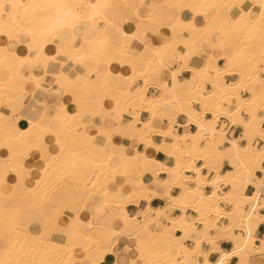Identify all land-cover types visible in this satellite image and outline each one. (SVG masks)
Listing matches in <instances>:
<instances>
[{
	"label": "snow or ice",
	"instance_id": "obj_1",
	"mask_svg": "<svg viewBox=\"0 0 264 264\" xmlns=\"http://www.w3.org/2000/svg\"><path fill=\"white\" fill-rule=\"evenodd\" d=\"M121 8L133 12L125 17ZM144 8L151 11H141ZM126 20L135 22V32L123 29ZM162 29H169L171 35L162 34ZM152 36H161L163 42L157 46ZM0 38H6L0 40V65L6 70L0 86V149L6 150L0 154L5 201L0 216V264H252L244 252L246 242L244 247L234 243L231 252L219 242L235 241L237 224L247 227V238H252L250 222L256 207L253 205L251 213L242 207L249 199L242 189L254 184L264 195V0L251 4L247 0H173L140 5H117L111 0H0ZM48 44L56 45L55 55L46 54ZM17 45L25 46L27 55H18ZM149 52V66L156 65L153 75L143 68ZM194 57L200 58L202 67L192 65ZM113 62L127 65L131 75H114ZM38 67L43 68V76L35 74ZM186 71L190 78L180 76ZM50 74L59 85L54 93L44 87ZM152 85L159 90L149 99ZM40 92L49 95L41 99ZM63 94L71 96L74 108L65 107ZM28 95L38 107L24 103ZM26 109L34 114L25 115ZM125 110L130 118L127 123ZM141 111L151 114L143 128L139 127ZM165 114L172 125L180 114L187 115L188 124L197 125L191 145L195 153L171 151L166 143H153L152 133L168 137L174 131L172 127L160 131L155 126L156 117ZM221 117L243 127L239 140L225 143L223 130L217 138ZM21 120H27L26 128L18 126ZM117 135L131 139L133 149L139 139L145 148L175 156V166L150 162L138 151L132 156L123 146L117 152L113 143ZM49 136L55 137L58 149L51 147ZM34 152L43 162L37 189L44 185L50 193L46 196L26 183L30 169L25 160ZM198 160L201 166L196 165ZM149 163L169 173V180L153 182L155 190L136 179ZM225 166L232 169L227 174L222 171ZM121 167L134 185L132 191L123 185L118 191L103 185L99 189L106 201L102 215H111V222L99 223L94 214L92 220L82 223L77 194L81 198L95 195L99 182L106 179L104 173L115 175ZM188 167L197 174L194 190L180 182L181 178L191 179L183 177ZM204 169L215 171V178L202 176ZM9 174L15 175V184H8ZM209 181L214 189L211 196L202 191ZM221 184L231 186L225 189L226 196L219 192ZM173 186L180 189L179 195L172 191ZM18 190L32 195L11 205ZM161 191L168 203L154 216L151 208L140 213L143 220L125 211L128 203L145 200L151 204ZM220 198L235 205L233 211L223 210L228 218L224 227L219 220L207 218L209 210L221 215V209L213 208ZM259 198L250 197L253 202ZM189 208L198 215L189 218ZM73 211L77 213L74 217ZM65 216L68 218L62 219ZM213 228L215 236L211 235ZM77 249L86 255L78 259ZM259 250L264 253V241ZM52 251L58 254L55 260L49 257ZM94 252L100 255L94 256ZM59 253L72 255L65 261ZM105 254H109L107 260Z\"/></svg>",
	"mask_w": 264,
	"mask_h": 264
},
{
	"label": "crops",
	"instance_id": "obj_2",
	"mask_svg": "<svg viewBox=\"0 0 264 264\" xmlns=\"http://www.w3.org/2000/svg\"><path fill=\"white\" fill-rule=\"evenodd\" d=\"M170 2H173V0H167V3H170ZM183 2H187V0H183ZM191 2H198V0H191ZM127 4H132V5H140V4H162V0H128L126 2ZM165 3V4H167ZM247 3L251 4L249 1H247ZM115 4L117 5H123L124 3L122 2H116ZM132 9H128L125 10L123 8L119 9L120 12H122L125 17L128 15H131L133 10L131 11ZM151 11L150 9H147V8H144V9H141V11ZM136 24L135 22L133 21H128L126 20L125 23H123L122 27L127 30L128 32H135L136 31ZM162 34L163 33H166L167 35L170 36V32H169V29H162L161 30ZM152 39L156 41V45L158 46L159 44H161L163 42L162 40V37L161 36H152ZM23 45H18L17 46V49L16 51L19 53V54H24V50L22 48ZM182 47V45H181ZM56 49V45L55 44H52L50 47L47 48L46 52L47 54L49 55H53L54 53H56L55 51ZM140 51L143 52V48L141 47L140 48ZM55 55V54H54ZM193 66H195L196 64H200V66L203 65L202 61H200V58L199 57H194L193 58V61L191 62ZM116 64V65H115ZM119 65V63H116L114 62L113 63V66H111V68L114 70V75H119V76H122L124 75L125 73H127L128 75H131V70L130 68L125 65L124 67H122ZM175 70V68L173 69ZM56 71L58 72L59 69L58 67L56 66ZM35 74L38 75V76H43L44 74L42 73V68L41 67H38L36 68L35 70ZM181 77H185L187 76L188 78H190L191 76V73L189 72H182L180 73ZM168 78L170 79L171 78V74L168 73ZM181 83L183 82V80L180 81ZM229 83H231V79H229L228 81ZM139 83L142 85L143 82L142 80L139 81ZM51 85V86H50ZM49 86V87H48ZM44 87L46 88H49L51 89L52 91L54 90H57V87H56V84H55V79L52 75H48V77H46V83L44 84ZM133 90H135V88H133ZM159 89L155 86V85H152L149 87V90H148V95L149 96H152L153 93H156ZM41 94V95H40ZM49 93H46V92H40L38 93V97L39 98H44L46 96H48ZM70 99V100H69ZM61 101L62 103H65V105L68 107V108H74L75 105L72 103V98L70 95H67V94H63L61 96ZM24 103H27L28 105H33L35 107H38L39 105H34L33 104V98L31 97V95H28L25 100H24ZM107 103H110L113 105L112 101H108ZM28 114H34V113H31L30 112V109H26L25 110V115H28ZM124 116L126 117V120H125V123H127V119H130L129 117H127V113H124ZM140 116L143 118V121H146L148 118H149V114L147 112H144V111H141L140 112ZM207 119H211V115H209L207 117ZM26 120H21V126L24 125V122ZM155 123V126L158 128V129H165L169 123H168V119L166 117H161L160 120H157L154 121ZM158 125V126H157ZM185 125H187V130L185 128ZM166 126V127H165ZM224 126V132H225V137H226V140H225V143H228L229 141H231L233 138L239 140V137H240V134L241 132L243 131V127L241 125H232L230 123V121L227 120V118L225 117H221L219 122H218V125H217V128L218 129H221V127ZM140 127V126H139ZM174 129L177 131V133L179 135H182V134H187V133H191V132H195L196 131V126L192 123V124H188V119L185 115H179L176 119V124L174 125ZM81 131H83V129H81ZM90 134H93L92 132H90ZM152 140H153V143L154 144H162V143H166L168 147L171 146V141L167 138V137H164L162 135H159L158 132H155V133H152ZM47 141L51 144V147L53 149H57V146L54 145V138L52 136H49L46 138ZM113 143L116 145V151L118 152L121 148V146H123L125 149H128L129 153L132 155V156H135L137 151L141 154V156L143 157H146L148 161H156L158 162L159 164H163L164 166L166 167H172L174 165V159L169 157L164 151H157L155 147H147L145 148L144 144L139 141L138 139L135 141V144H136V148L133 149L132 145H133V141L131 139H126L124 137H121V136H114L113 137ZM231 145L229 144V147ZM2 153H6V150L5 149H0V154ZM1 158L0 159H3V155H0ZM118 159V158H117ZM43 162L40 160V157H39V154L38 153H32L29 155V157H27V159L25 160V165L27 166L28 169H30V171L28 172L27 176H26V183L28 186H32L35 182V180L37 179V177L39 176V169L41 168ZM196 165L197 166H201L202 165V161L198 160L196 161ZM134 166V165H133ZM150 167V170H152L153 168V165L150 164L149 165ZM147 167V169L149 168ZM141 169L143 170V165H141ZM231 167L230 166H225L222 171L227 174L228 171H231ZM186 176H193L194 174L191 172H186L185 173ZM202 176L204 177H208V176H211L212 178L214 177L215 173L214 171L212 173H209L206 169H204L201 173ZM29 178V179H28ZM141 179V181L145 184V185H151L153 190H155V184L153 183L154 181L156 180H159L161 183H163V181L165 180H169V173L166 172V171H154V172H146V171H143V175L141 176H138L136 179ZM210 182V181H209ZM208 182V183H209ZM115 185L118 186L119 188L121 187V185H123L125 188L128 189V191H132L134 185L129 183L128 180H127V177L126 175L123 177L121 175H118L116 181H115ZM189 187L191 188H195V183L193 182H190L189 184ZM252 185H248L246 187V190L244 192V194L246 196H250L251 193H252V188H251ZM230 189L229 186L225 185V184H221L220 185V189H219V192L220 193H226L225 192V189ZM115 189V188H114ZM172 191L176 193V195H179L180 193V189L176 186H173L172 188ZM202 191L204 193H206L207 195H209V193L211 194L212 193V187L209 186L208 184H204L202 186ZM219 194V193H218ZM103 197H101L100 195H95L93 197H87L86 195H84L82 198L80 197V194H77V200L76 202L79 204V212H78V215L79 217L81 218V220L84 222V223H87V221L89 220H92L93 219V216L95 214V216H97L99 219H98V222L99 223H110L111 222V215H109L108 217H104L102 214L104 212V209L103 208ZM168 203L166 197H164L163 195V192L161 191L160 194H158L157 196L153 197L152 199V202L151 204H149L147 201L145 200H141L138 202V204H135V203H132V204H127L126 207H125V210L126 212L131 215V216H138L139 215V218L142 220L143 219V216L140 215V213L144 212L145 210L151 208L152 209V215L154 216L155 215V211L157 209H161L163 207L166 206V204ZM222 208L223 209H227L228 211H230L231 209V206L229 204H227L226 202H221L220 203ZM100 208L101 210L98 211L97 209ZM262 210H258L259 211V216H264V208H261ZM109 213L111 214V209H108ZM174 214L175 215H179L178 211L177 210H173ZM71 215L74 217V215L76 216L77 213L75 211L71 212ZM186 215L189 216V218H192L196 215H198L197 213H195L194 210L192 209H188L187 212H186ZM68 217L65 216V217H62V219H67ZM87 218V219H85ZM228 218H221L219 221L221 222V226L224 227L226 226L224 224V221L227 220ZM251 227H252V238L250 239V241H252L253 245H255L256 248H260V242L261 241H264V221L263 222H260V219L258 218H252L251 220ZM199 227L202 229V225L199 224ZM243 232V235H244V231H242V229L238 228V227H235V230H234V235H238ZM211 235L215 236L217 235V232L216 230H212L211 231ZM121 243H123V240L121 241ZM187 243L191 244L192 241L189 240L187 241ZM220 247L222 249H224L225 251L227 252H231L232 251V247L234 246L233 242L231 240H221L220 242ZM208 245L205 244V247H207ZM254 247V248H255ZM213 255H216L215 253H213ZM78 256H82V254H78ZM219 257L217 256V259ZM108 259V257H106V260ZM202 259V257H201ZM231 259H238V258H231ZM249 259H251L252 261V264H261L262 261H264V253H261V254H256V253H252L250 254L249 256Z\"/></svg>",
	"mask_w": 264,
	"mask_h": 264
},
{
	"label": "bare ground",
	"instance_id": "obj_3",
	"mask_svg": "<svg viewBox=\"0 0 264 264\" xmlns=\"http://www.w3.org/2000/svg\"><path fill=\"white\" fill-rule=\"evenodd\" d=\"M128 0H111V2L112 3H116V2H122V3H126ZM132 1V0H131ZM247 1H249L250 3H252V0H247ZM23 2L24 3H32V2H36V0H23ZM80 2H85V0H80ZM162 4H165V3H167V0H162ZM209 2H219V0H209ZM225 2H231V0H225ZM186 3H191V0H187V2ZM133 4V3H132ZM128 11V10H127ZM132 11V10H131ZM143 12H145V13H147L148 11H146V10H144ZM128 16V15H127ZM126 16V17H127ZM136 27V26H135ZM124 29V28H123ZM125 30V29H124ZM126 32H128L127 30H125ZM169 32H170V35H171V31L169 30ZM131 32H129V34H130ZM3 39H6V38H0V40H3ZM52 44H48L47 46H46V48H45V52H46V50H47V48L48 47H50ZM18 46V45H17ZM22 48H23V50H24V54L23 55H27V48L25 47V46H22ZM55 51H56V49H55ZM17 54L19 55V53L17 52ZM46 54H47V52H46ZM55 54V53H54ZM53 54V55H54ZM47 55H49V54H47ZM148 59H152V53L151 52H149V53H147L146 54V58H144V61H143V68L144 69H146V70H148L149 71V75H153V72H152V69H154L155 67H156V65L153 63L152 65H151V67L149 66V64H148ZM114 63V62H113ZM116 65V64H115ZM119 65L120 66H122V67H124L125 65H122V64H120L119 63ZM111 66H113V64L111 65ZM203 66V65H202ZM201 66V67H202ZM58 67V66H57ZM121 67V68H122ZM42 68V67H41ZM59 69V68H58ZM36 70V69H35ZM5 67L4 66H2V65H0V86H2L3 85V83H4V81H5V79H6V75H5ZM42 73L44 74V70H43V68H42ZM118 74V73H117ZM116 74V75H117ZM51 75V74H50ZM181 75V74H180ZM53 76V75H52ZM48 77V76H47ZM54 77V76H53ZM55 79V78H54ZM142 82H143V80H142ZM183 83V82H182ZM143 85V84H142ZM51 86V85H50ZM49 87V86H48ZM56 87H57V89H58V87H59V85H57L56 84ZM52 89V88H51ZM56 90H54V91H52L53 93L55 92ZM132 91H133V93H135V91H136V89L135 90H133L132 89ZM41 95V94H40ZM32 97V96H31ZM152 98V96H149V99H151ZM70 100V99H69ZM112 103H113V106H115L114 105V102L112 101ZM138 103V102H137ZM227 102L225 101L224 102V107H225V104H226ZM27 104V103H26ZM64 105H65V103H64ZM65 107L66 108H68L66 105H65ZM125 108H127V106H125ZM144 112H147V111H144ZM124 113H127V110H125L124 111ZM148 114H149V117H150V113L149 112H147ZM180 115H185V114H180ZM186 117H187V115H185ZM164 117H166L167 119H168V117H167V115L165 114L164 115ZM226 118V117H225ZM156 119L157 120H160L161 119V116H157L156 117ZM156 119H155V121H156ZM187 119H188V117H187ZM147 121V120H146ZM146 121H142L141 122V124L139 125L140 126V128H143L144 127V122H146ZM219 122V121H218ZM218 122H217V125H218ZM21 121H19V124H18V126L19 127H21L22 129L23 128H26L27 127V120L24 122V125L23 126H21ZM231 123V122H230ZM175 124H176V122H175ZM174 124V125H175ZM195 126H196V131L195 132H191V133H187V134H182V135H179L178 133H177V131L174 129V125H172V124H170V122H169V125L165 128V129H159L160 131H164V132H167L168 130H169V127H172L173 129H174V131H173V133H172V135L171 136H168L167 138L171 141V146L169 147V150H171V151H176V150H183L185 153H187L189 150H192L194 153L196 152V149H191V145L193 144V140H192V137H194L195 135H196V133H197V131H198V127H197V125L195 124V123H193ZM158 126V125H157ZM159 128V127H158ZM221 130H223V132H224V129L221 127V129H218L217 127H216V132H217V138L219 137V133H220V131ZM155 133V132H154ZM225 133V132H224ZM208 136H211V131H208L207 133H206ZM188 136V140L187 141H185V139H184V137L185 136ZM178 137V139H173V137ZM53 138H54V145L55 146H57V144H56V139H55V137L54 136H52ZM139 140V139H138ZM225 140H226V137H225ZM140 141V140H139ZM173 146H175V147H173ZM57 149H58V146H57ZM29 157V156H28ZM169 157H171V158H173L174 160V165L172 166V167H174L175 166V162H176V157L175 156H169ZM0 158H1V156H0ZM182 159H186V156L185 157H182ZM150 164H152V163H149L148 165H147V167H149V165ZM159 164V163H158ZM153 165V169L152 170H150V167L147 169V171L146 172H154V171H156V172H158L159 171V169H158V166H157V164H152ZM115 167V166H114ZM166 167V166H165ZM166 168H169V167H166ZM171 168V167H170ZM191 172V174L193 173L194 175L193 176H186L185 175V173L186 172ZM125 168L124 167H121L117 172H116V174L115 175H113L112 173H110V172H105L104 173V175H105V177H106V179H102L100 182H99V184L97 185V191H96V194L95 195H100L101 197H103V199H104V201H103V208H105V206H106V201H105V197L100 193V191H99V189H100V186L101 185H103L105 188H107V189H110V190H113V191H118V190H120V188L118 187V186H116L115 185V181H116V179H117V177H118V175H121V176H125ZM214 173H215V171H214ZM28 174V173H27ZM42 175V167L39 169V176L37 177V179L35 180V182H34V184L32 185V186H28L29 188H31V189H36L37 190V192H38V194L39 195H41V196H46V195H49L50 193L49 192H47L46 190H45V186L44 185H41L40 186V188L39 189H37V183H36V181L40 178V176ZM196 172H195V170L192 168V167H188L186 170H184L183 171V177H190L191 179H188V180H184L183 178H181V180H180V182L181 183H184V184H189L190 182H193V183H195V187H196ZM215 176H216V173H215V175H214V177L213 178H215ZM29 179V178H28ZM7 180H8V184L9 185H12V184H15V182H16V177H15V175L14 174H9V176L7 177ZM93 180H95V177H93ZM138 182H140L141 181V179L139 178L138 180H137ZM206 184H208L209 186H211L212 187V185H211V182H209V183H206ZM204 185V184H203ZM202 185V186H203ZM227 186H229L230 187V189H231V186L230 185H227ZM248 186V185H247ZM247 186H245V187H243V189H242V192H243V194H244V192H245V190H246V187ZM253 187H255V189H256V191H255V193L252 195V196H255V195H258L260 198L257 200V201H255V202H253L251 199H250V197H252L251 195L250 196H247V197H249V199L248 200H246V201H244L243 203H242V207H244V208H246L247 209V212L248 213H251V210H252V207H253V205H255V207H256V212H255V214H253V216H252V218H258V219H260V222H263L264 220H261V217L259 216V208L261 209V208H264V198H262L261 196H260V194L257 192V187H256V185H252ZM219 187H220V185H219ZM88 188H89V190H91V185H89L88 186ZM115 188V189H114ZM190 188V190H194L195 188H191V187H189ZM229 189V190H230ZM3 191H4V186L3 185H0V216H2L3 215V212H4V203H5V201H4V197H3V195H2V193H3ZM214 191V189H213V187H212V192ZM131 192V191H130ZM180 194V193H179ZM212 194V193H211ZM211 194L209 193V195H207V196H211ZM32 195V193H30V192H25L24 190H18L17 192H16V194L13 196V198H12V201H11V205H18V204H20L23 200H25V199H27V198H29L30 196ZM95 195H93V196H95ZM219 195V194H218ZM224 195L226 196L227 195V193H224ZM245 195V194H244ZM87 197H90V196H88V195H86ZM93 196H91V197H93ZM246 196V195H245ZM221 202H225V199L224 198H220L218 201H216L214 204H213V208H215V207H218L219 209H221V215L220 216H218L217 217V215H216V212L215 211H211V210H209V216L207 217L208 219H211L213 222H215L216 220H220L221 218H227V216L226 215H224L223 214V208H222V206H221ZM129 204V203H128ZM130 204H132V203H130ZM135 204H138V203H135ZM127 205V204H126ZM126 205H125V207H126ZM230 206H231V209H230V211H233L234 209H235V205H232V204H229ZM80 209V208H79ZM110 209V208H109ZM190 209H192V210H194L193 208H190ZM98 211H100L101 209L100 208H98L97 209ZM126 211V210H125ZM75 216V215H74ZM188 216V215H187ZM189 217V216H188ZM143 220V219H142ZM244 220H245V224L247 225L248 224V220H247V214L245 215V217H244ZM82 221V220H81ZM82 223H84L83 221H82ZM189 223H191V219H189ZM86 224V223H85ZM202 225V229L204 228V225L203 224H201ZM236 227H238V228H240V229H242V231H244V235H243V237L240 235V234H238V235H235V237H236V240L235 241H233V240H231L232 242H233V244L234 243H236V242H238V243H240V245H241V247H244V244H245V242H246V244H247V247L246 248H244V252H245V255H246V258H249V256H250V254H252V253H256V254H261L262 252L259 250L260 248H254L253 246V243H252V241H250V239H248L247 238V227H244V228H241L240 226H239V224H237L236 225ZM212 230H215V228H213ZM243 233V232H242ZM0 243H2V239H0ZM82 254V256L83 255H86V253L84 252V250L83 249H77L76 250V257L79 259L80 258V256H78V254ZM72 254L71 253H69L68 255H64L63 253H59V258H62L63 260H65V261H67L68 259H69V257L71 256ZM93 255L94 256H99L100 255V253H93ZM108 255L109 254H105L104 256H103V259L104 260H106V257H108ZM81 256V257H82ZM49 257L51 258V259H53V260H55V259H57L58 258V254H57V252H55V251H52V252H50L49 253ZM238 258V257H237ZM231 259V258H230Z\"/></svg>",
	"mask_w": 264,
	"mask_h": 264
},
{
	"label": "built area",
	"instance_id": "obj_4",
	"mask_svg": "<svg viewBox=\"0 0 264 264\" xmlns=\"http://www.w3.org/2000/svg\"><path fill=\"white\" fill-rule=\"evenodd\" d=\"M251 188H252V193H251V196L255 193V191H256V189H255V187H253V186H251ZM260 196L262 197V198H264V195H261L260 194ZM260 210H262V209H260Z\"/></svg>",
	"mask_w": 264,
	"mask_h": 264
},
{
	"label": "rangeland",
	"instance_id": "obj_5",
	"mask_svg": "<svg viewBox=\"0 0 264 264\" xmlns=\"http://www.w3.org/2000/svg\"><path fill=\"white\" fill-rule=\"evenodd\" d=\"M225 107H227V103L225 104ZM168 123H169V120H168ZM222 128H224V126H222ZM219 189H220V187H219ZM260 209V208H259Z\"/></svg>",
	"mask_w": 264,
	"mask_h": 264
}]
</instances>
